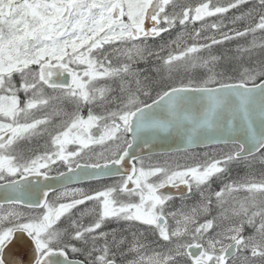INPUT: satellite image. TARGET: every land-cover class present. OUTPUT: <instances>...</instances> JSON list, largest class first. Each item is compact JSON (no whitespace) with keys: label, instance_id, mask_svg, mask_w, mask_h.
<instances>
[{"label":"snow or ice","instance_id":"1","mask_svg":"<svg viewBox=\"0 0 264 264\" xmlns=\"http://www.w3.org/2000/svg\"><path fill=\"white\" fill-rule=\"evenodd\" d=\"M14 237L34 264H264V0H0V264Z\"/></svg>","mask_w":264,"mask_h":264},{"label":"water","instance_id":"2","mask_svg":"<svg viewBox=\"0 0 264 264\" xmlns=\"http://www.w3.org/2000/svg\"><path fill=\"white\" fill-rule=\"evenodd\" d=\"M174 147H176L175 144L157 145L154 150L156 152H160L161 150L168 151L170 148H174ZM14 240H16V237H14ZM14 249H19L20 251L19 255L13 254ZM31 258H32L31 246L24 240H16V242L12 244L11 247L9 249H6L5 251L6 264L8 260L16 261L17 264H33L34 262L32 261Z\"/></svg>","mask_w":264,"mask_h":264},{"label":"flooded vegetation","instance_id":"3","mask_svg":"<svg viewBox=\"0 0 264 264\" xmlns=\"http://www.w3.org/2000/svg\"><path fill=\"white\" fill-rule=\"evenodd\" d=\"M205 150H207V148L197 147V148L191 149L189 151V154L192 153V152L205 151ZM182 153H185V152L182 151V152H179V153H173V155H180ZM61 170H63V169H61ZM245 171L246 170H239L238 172H235V173H236V175H239V176L242 177V175L245 174ZM110 182H111L110 180L105 179L103 181H100L99 183H110ZM90 185L93 186V187H95V186H97V182H94V181L93 182H87V181H85V182H82V183L77 184V185H74V186H79V187H85V188H87ZM176 203L179 204V200H177ZM19 252H20L19 249H14L13 250V254H15V255H19Z\"/></svg>","mask_w":264,"mask_h":264},{"label":"rangeland","instance_id":"4","mask_svg":"<svg viewBox=\"0 0 264 264\" xmlns=\"http://www.w3.org/2000/svg\"><path fill=\"white\" fill-rule=\"evenodd\" d=\"M190 2L193 3V4H195V3H198L199 0H190ZM228 15L231 16V13H229ZM197 26H198V25H197ZM208 150H209V149H207V150H205V151H208ZM202 152H204V151H197V152H192V153H202ZM192 153H190V154H189V153H187V154H186V153H182V154H180V155H174V156H177V157H185V158H186V156H190ZM260 167H261L260 165H258V164L256 165V170H257V172L260 170ZM240 170H245V169L241 168ZM233 175L236 176L235 171L233 172ZM244 175H245V174H243L242 177H243Z\"/></svg>","mask_w":264,"mask_h":264},{"label":"trees","instance_id":"5","mask_svg":"<svg viewBox=\"0 0 264 264\" xmlns=\"http://www.w3.org/2000/svg\"><path fill=\"white\" fill-rule=\"evenodd\" d=\"M250 39H251V37L249 36L246 39L233 41L232 43L224 45V48H233L236 44H246L248 42V40H250Z\"/></svg>","mask_w":264,"mask_h":264}]
</instances>
